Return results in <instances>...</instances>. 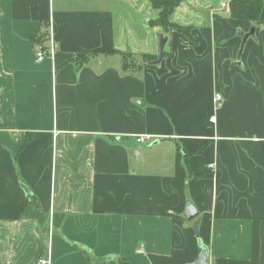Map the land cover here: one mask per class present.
I'll return each mask as SVG.
<instances>
[{
    "label": "crops",
    "instance_id": "1",
    "mask_svg": "<svg viewBox=\"0 0 264 264\" xmlns=\"http://www.w3.org/2000/svg\"><path fill=\"white\" fill-rule=\"evenodd\" d=\"M208 2L153 65L145 0H0V264H264V25Z\"/></svg>",
    "mask_w": 264,
    "mask_h": 264
},
{
    "label": "trees",
    "instance_id": "2",
    "mask_svg": "<svg viewBox=\"0 0 264 264\" xmlns=\"http://www.w3.org/2000/svg\"><path fill=\"white\" fill-rule=\"evenodd\" d=\"M184 0H150L153 9L160 12V26L164 29L165 34L170 31L179 32L182 34H188L191 28L177 26L171 24L170 18L175 9L178 8ZM229 14L231 19L237 21H247L253 23L255 26L260 27L264 25V0H230L229 2ZM151 24H153L151 22ZM150 24V26H151ZM43 37L39 38L36 43H43ZM142 60L144 64L151 63L156 60L154 57L143 56ZM88 61V56L78 55L75 58L77 66L81 67ZM129 55H123L124 69L126 71L135 72L141 66L137 65L135 61ZM202 151V148L199 152ZM30 209L27 208L25 215L30 214Z\"/></svg>",
    "mask_w": 264,
    "mask_h": 264
},
{
    "label": "water",
    "instance_id": "3",
    "mask_svg": "<svg viewBox=\"0 0 264 264\" xmlns=\"http://www.w3.org/2000/svg\"><path fill=\"white\" fill-rule=\"evenodd\" d=\"M256 28H251L250 32L243 35V45L246 43V41L255 35ZM168 43V37L165 34H158L157 36V46H156V60L152 63L153 65H159L164 57V51L165 47ZM27 193V196H29V192L25 190ZM197 215V212L195 208L191 205H189L186 208V218L191 221L195 218ZM209 250L206 246H204L201 242H199V258L191 263V264H209Z\"/></svg>",
    "mask_w": 264,
    "mask_h": 264
},
{
    "label": "built area",
    "instance_id": "4",
    "mask_svg": "<svg viewBox=\"0 0 264 264\" xmlns=\"http://www.w3.org/2000/svg\"><path fill=\"white\" fill-rule=\"evenodd\" d=\"M222 7L226 8L227 6L225 4H222ZM55 51H56V45L53 40L50 41V45H48L47 47H45L44 45L37 46L35 51L36 62L41 63L48 58H54ZM221 101H222V97L220 95H217L216 103H220ZM212 121L214 122V118L212 119ZM147 140H149L148 136L136 137V143L139 145H144L147 142ZM137 254L145 255V252L141 248L137 251ZM36 264H52V260L48 256H43L37 260Z\"/></svg>",
    "mask_w": 264,
    "mask_h": 264
},
{
    "label": "rangeland",
    "instance_id": "5",
    "mask_svg": "<svg viewBox=\"0 0 264 264\" xmlns=\"http://www.w3.org/2000/svg\"><path fill=\"white\" fill-rule=\"evenodd\" d=\"M146 1V4H149L150 5V9H149V14L150 15H152V17H151V20H150V22H149V24H151V22L153 23V24H151V28H154V29H156L158 32H159V34H165V32H164V29L159 25L160 23V12L158 11V10H155V9H153L152 8V6H151V3H150V0H145ZM199 2V1H201L202 3H200L198 6H197V10H200V11H203V12H206L205 11V9L210 5L209 4V0H184L183 1V3H189V4H194L195 2ZM214 1V5H215V7H218L221 3H225V2H227V0H213ZM182 3V4H183ZM181 4V5H182ZM180 5V6H181ZM179 6V7H180ZM178 7V8H179ZM176 10H177V8L175 9V11H174V13L172 14V16H171V18H170V22H171V24H174V25H177L176 23H174L173 22V17H174V15H175V12H176ZM202 12V13H203ZM148 14V11H147V15H149ZM177 26H180V25H177ZM183 27V26H182ZM185 27V26H184ZM187 27V26H186ZM187 28H192V27H187ZM154 57V59L156 58V55L155 56H153ZM134 62V61H133Z\"/></svg>",
    "mask_w": 264,
    "mask_h": 264
}]
</instances>
